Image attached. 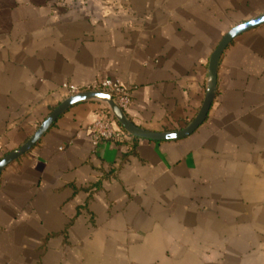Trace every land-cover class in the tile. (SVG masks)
<instances>
[{
	"label": "crops",
	"instance_id": "obj_1",
	"mask_svg": "<svg viewBox=\"0 0 264 264\" xmlns=\"http://www.w3.org/2000/svg\"><path fill=\"white\" fill-rule=\"evenodd\" d=\"M262 14L264 0H0V161L64 84L118 81L137 127L185 128L224 35ZM104 108L72 107L3 172L0 264H264V26L225 52L189 138L96 143Z\"/></svg>",
	"mask_w": 264,
	"mask_h": 264
},
{
	"label": "water",
	"instance_id": "obj_2",
	"mask_svg": "<svg viewBox=\"0 0 264 264\" xmlns=\"http://www.w3.org/2000/svg\"><path fill=\"white\" fill-rule=\"evenodd\" d=\"M262 26H264V14L234 27L224 35L209 61L206 94L201 109L193 121L185 128L171 132H154L141 129L129 119L127 112L122 110L115 103L112 95L101 92L82 93L72 96L62 102L22 147L10 153L0 161V179L3 172L9 166L24 157L40 143V141L51 130L61 116H63L72 107L84 103H96L104 106L113 116L118 125H120V127L131 137L158 143L178 142L189 138L207 121L209 113L214 105L218 94V74L223 55L242 35L254 31Z\"/></svg>",
	"mask_w": 264,
	"mask_h": 264
},
{
	"label": "built area",
	"instance_id": "obj_3",
	"mask_svg": "<svg viewBox=\"0 0 264 264\" xmlns=\"http://www.w3.org/2000/svg\"><path fill=\"white\" fill-rule=\"evenodd\" d=\"M63 89L69 92L70 97L87 92L110 94L112 95L115 103L125 112L132 104L131 89L115 80L107 79L83 88L70 84H64ZM92 129L95 133L96 143L99 141L118 142L123 138V132L117 129L113 116L106 108L99 112Z\"/></svg>",
	"mask_w": 264,
	"mask_h": 264
},
{
	"label": "trees",
	"instance_id": "obj_4",
	"mask_svg": "<svg viewBox=\"0 0 264 264\" xmlns=\"http://www.w3.org/2000/svg\"><path fill=\"white\" fill-rule=\"evenodd\" d=\"M114 123H115V125H116V127L120 130V131H122L123 133H124V130L120 127V125H118V123L115 121V119H114ZM134 151V150H133ZM132 151V152H133ZM131 152V153H132Z\"/></svg>",
	"mask_w": 264,
	"mask_h": 264
}]
</instances>
